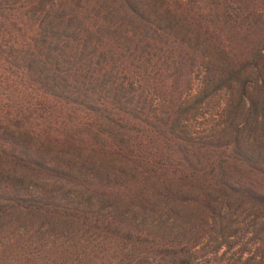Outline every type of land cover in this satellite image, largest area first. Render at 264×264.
Instances as JSON below:
<instances>
[{
    "label": "trees",
    "instance_id": "trees-1",
    "mask_svg": "<svg viewBox=\"0 0 264 264\" xmlns=\"http://www.w3.org/2000/svg\"><path fill=\"white\" fill-rule=\"evenodd\" d=\"M0 264H264V0H0Z\"/></svg>",
    "mask_w": 264,
    "mask_h": 264
},
{
    "label": "rangeland",
    "instance_id": "rangeland-1",
    "mask_svg": "<svg viewBox=\"0 0 264 264\" xmlns=\"http://www.w3.org/2000/svg\"><path fill=\"white\" fill-rule=\"evenodd\" d=\"M245 256H246V255L244 254V257H245ZM225 257H229V261H231L232 259H234L235 256H234V257H233V256L231 257V256H229L228 254H225Z\"/></svg>",
    "mask_w": 264,
    "mask_h": 264
}]
</instances>
